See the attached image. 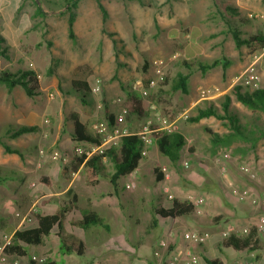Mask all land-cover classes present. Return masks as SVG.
<instances>
[{
	"label": "rangeland",
	"instance_id": "374dc122",
	"mask_svg": "<svg viewBox=\"0 0 264 264\" xmlns=\"http://www.w3.org/2000/svg\"><path fill=\"white\" fill-rule=\"evenodd\" d=\"M67 1L36 0L35 3L33 0H0V36L8 57H0V72L31 70L37 74L40 84V94L33 98H28L20 88L8 93L0 85V128L10 125L16 129L29 124L42 128L12 141L0 131V139L23 156L21 160L15 154H7L0 145V176L5 179L0 182V245L4 244L3 237L9 235L4 232L6 222L2 223L7 216L19 219V224L33 204L40 211L43 207L52 211L59 205V196H54L59 193L58 169H42L45 157L51 158L53 152L59 153V123L62 122L65 132L72 131L70 115L76 113L83 117L87 131L94 136L92 125L108 123L104 106L108 107L114 124L130 134L137 135L149 126L159 136L167 132L158 129L173 123L176 127L173 133L182 135L186 142L176 169H185V172L194 169L198 173L207 169L213 181L207 184L210 196L197 188L191 190L190 196L210 197L208 202L215 206L211 212L219 217L217 224L221 223V231L223 224H232L236 228L251 224L264 211H257L248 202H237L230 195V185L250 189L248 185L241 184L245 181L260 188L264 186V137L255 146L245 139L229 140L214 146L211 143L213 135L230 133L226 123L213 117L197 124L187 119L196 115V109L203 107L204 101L217 103L223 96L230 95L231 108L240 124L248 130H264V115L250 111L230 94L234 86H242L241 76L251 65H254L259 78V89H264V48L244 46L237 50L228 29V25L241 29L243 37L264 33V0H142V3L103 0L109 13L104 22L94 0H80L76 10L74 42L67 35ZM37 7L40 15L37 14ZM226 7H230L234 14L227 12ZM239 19L244 24L237 22ZM103 30L116 34L118 52L115 50L117 60L113 63L108 57L112 39ZM222 57L230 62V67L224 72L216 68L201 75L196 68L198 61L210 62ZM159 61H162L160 66ZM184 62L191 64L193 70L187 95L170 90L177 73L186 72ZM145 66L147 69L143 72ZM49 70L51 73H48ZM73 81L91 82L94 87L98 85L99 91L88 94L83 104L79 92L76 93L72 87ZM127 92L146 105L147 115L144 118L127 115L124 106ZM148 136L153 139V144L147 157L139 164L151 163L160 167V162L167 158L157 151L155 132ZM74 148L61 152L56 160L50 159V166L59 165V160L64 161L68 155L69 161L72 160ZM221 153L230 154L225 177L215 162ZM39 161L40 166L37 165ZM241 163L257 174L255 182L248 181L238 172ZM107 167L112 171L109 162ZM24 169H28L29 174L22 181L21 172ZM41 177L49 178L50 186L41 185ZM197 179L203 181L199 176ZM108 190V182L97 188L100 193ZM76 191L72 189V193ZM78 192L81 197L82 192ZM68 193L70 198L72 193ZM85 195H88L87 192ZM120 196H106L105 199H110L123 220L138 215L140 228L144 230L143 219L150 213L149 205H141L137 190H128ZM146 198L155 204L153 197ZM90 200L89 197L88 201L80 202L81 207L91 208ZM100 203L102 208L106 202ZM238 215V220L234 221L232 218ZM100 216L105 224H111L114 231L125 230L118 223L116 225L108 220L104 212ZM127 224L129 230L138 229L134 223ZM93 229L106 235L102 227ZM70 231L87 241L92 237L82 229L71 228ZM43 248L46 251L43 257L31 255L30 259L39 264H43L40 259L62 263L63 252L55 237L46 238ZM26 249L28 254L39 255L42 252V246H27ZM211 254L221 259L228 255L218 251ZM252 255L253 252L243 251L236 263L257 264V258ZM69 257L77 261L82 259L74 255Z\"/></svg>",
	"mask_w": 264,
	"mask_h": 264
},
{
	"label": "trees",
	"instance_id": "16d2710c",
	"mask_svg": "<svg viewBox=\"0 0 264 264\" xmlns=\"http://www.w3.org/2000/svg\"><path fill=\"white\" fill-rule=\"evenodd\" d=\"M36 3V0H33ZM80 0H69V5H66L68 12L67 17V35L68 38L75 41L74 25L76 22V10ZM97 9L101 13L102 21H106L108 18V11L103 4V0H94ZM142 3V0H134ZM226 11L230 14H234L230 7H226ZM41 11L37 7V14L40 15ZM239 21L241 24L244 21ZM244 24V23H243ZM229 32L233 39L235 48L240 50L241 47H258L264 48V33H257L243 37V32L239 28H233L228 25ZM103 33L107 34L113 39V45L115 50L118 41L114 39L115 34L103 30ZM3 39L0 36V57L8 59L6 48L2 47ZM118 52V51H117ZM121 52V51H120ZM117 55H115V60ZM183 66L186 69L185 73H177L175 79L172 81L170 90L172 92H180L183 95L189 93V79L193 74L191 69L192 65L184 62ZM230 67V62L227 58L214 59L210 62L196 63V68L201 75H204L216 68H221L222 71H226ZM147 67L143 68V72H146ZM48 73H51L49 70ZM0 85L3 86L8 93L12 92L15 88L23 90L24 94L28 98H33L40 94V84L37 74L31 70L10 72L7 70L0 72ZM72 87L76 93L79 92L81 101L86 103L85 99L88 94L92 93L94 87L93 83L88 81H73ZM234 99L249 109L252 112H259L264 115V89L251 90L247 87L238 85L231 89L230 93ZM127 115H134L140 118H144L147 115V109L144 102L130 92L126 93V99L124 102ZM104 114L108 120L109 125L114 124V118L111 115L107 106H104ZM216 118L226 123V126L230 129V133L225 136L213 135L211 140L212 145L218 146L224 144L229 140H243L245 139L251 146H255L256 142L264 137V130L260 131L259 128L254 131L248 130L247 127H243L237 116L234 114L231 108V96L225 95L223 99L217 103L213 101H204L203 107L196 109V115L189 117L187 120L190 123H199L201 120L208 118ZM70 118L73 122L72 139L77 144L82 142H88L94 146H99L101 141L97 136H93L87 131L86 126L81 122L76 113H72ZM37 126L21 125L20 127L13 129L10 125H5L0 128L3 136L9 140H16L22 135L37 132ZM258 136H257V135ZM185 138L179 133H161L156 137L155 144L159 154L167 158L171 163H177L180 158V152L185 146ZM0 145L4 148L7 154H15L21 160L23 156L19 150L11 148L9 144L4 143L0 139ZM142 143L138 136L135 134L125 136L121 139L118 147L105 148L102 153H94L89 157L85 155L73 156L69 167H65L67 172H76L81 168L84 183L87 185H95L100 180H107L114 190L116 191L118 181L131 175L139 166V163L144 160L141 156ZM112 166V171L107 167V163ZM64 170H62V174ZM156 182L160 181L161 176L155 177ZM5 179L1 178L0 182ZM39 182L43 183L46 187L50 186L48 178L41 177ZM70 211V204L58 205L52 214L47 215H35V222L32 227L23 226L10 235V241L3 247V252L7 256L27 257V246H40L44 244V240L50 236H54L60 246V249L67 255H74L82 257L85 253V244L82 238L76 234L67 231V213ZM194 213V207L186 200H172V205L169 208H158L152 211V226L156 225L154 216L161 218L174 219L177 217H185ZM70 226L82 230H88L91 227L107 228L101 217L95 212H90L84 215L80 219H72ZM257 237L252 231L249 235L243 238L230 237L222 240L221 245L223 248H232L235 251H254L257 247ZM219 261H208V264H218ZM30 264H39L34 259H30ZM43 264H56L53 261L45 260Z\"/></svg>",
	"mask_w": 264,
	"mask_h": 264
},
{
	"label": "crops",
	"instance_id": "0c3cea01",
	"mask_svg": "<svg viewBox=\"0 0 264 264\" xmlns=\"http://www.w3.org/2000/svg\"><path fill=\"white\" fill-rule=\"evenodd\" d=\"M111 42L112 45L109 46L108 57L109 62L113 63V61H116L115 55L117 54H115L116 52L113 46V39ZM78 117L85 125L83 117ZM29 126L37 125L29 124ZM39 130H42V128L38 127L37 131ZM72 132L73 129L72 131L65 132L63 130L62 122L59 123L60 154L63 151H70L73 147L77 146V143L73 141L71 137ZM68 157L69 155L64 158V161L59 160V165H55L53 167L50 166V157H45V159L42 160V162H44L42 163V169H58L59 193L54 194V196H59V206L70 204V211L67 213V231L74 233L70 231L71 228H73L70 226V221L72 219H80L90 212H95L99 217H101V212H104L106 216H108V220H111L112 222L114 221L113 223L116 225L118 223L119 226L125 230L118 233L113 230L110 226L111 224L105 223L104 224L107 226V228H104L106 235H103V231L101 230L93 229L95 227L83 230L86 233H90L92 237L87 241L83 237L77 235L83 239L85 244V253L81 257L82 259L79 261L72 260L69 255L62 251V263L59 264H167L171 255L178 251H189L196 255L199 259L198 264H208V261H219L218 264H239L236 263V260L241 258L242 252L235 251L232 248H223L221 245V230H219L221 223L217 224V219L219 217L217 214L211 212V208H215V206L208 202L210 194H207L209 192L207 184L213 183V181L211 177H209L207 169H201L202 171L200 170V173L194 169L192 172H185V169H176L178 167V163H171L168 159L166 161H161L160 167L151 163L139 164L138 168L131 175L127 176V179L130 178L129 180H127L126 177H123L118 181V186L115 191L107 180H100L95 185L85 184L81 168L76 172H67L64 168L69 167L72 161H69ZM40 164L41 162L39 161L37 165L40 166ZM62 170H64L63 173L66 174L63 175ZM21 173L23 174V178L21 180L23 181L24 178L27 179V174H29L28 169H24ZM156 176H161L162 179L156 182ZM198 176L202 178L203 181H199V179H197ZM103 182H108L110 190L105 193H100L97 191V188L100 187ZM39 183L41 185L43 184L41 182ZM129 183L134 184V187L126 188ZM241 184L248 185L250 190L255 195L264 197V186L260 188L256 184H250V182L245 181L241 182ZM43 186L45 185L43 184ZM196 188L203 194L209 195L208 197L202 195L205 202L202 205L201 214L193 213L185 217H177L174 219L154 216L156 225H151L153 218L152 211L154 209L169 208L171 207L172 200L174 199L184 201L186 200L187 195H191V190L193 191ZM72 189H76L77 191L72 193ZM128 190L139 191L141 205H149L148 210L150 213L143 219V222H145L144 230H141L140 228L141 220L138 215H135L134 217L129 216L126 220H123L121 219V215H119L118 209H114L110 199H105L106 196H120L121 193L127 192ZM78 191L82 192L81 197ZM68 192L72 193L70 198L68 197ZM85 192H87L88 195H85ZM48 196H53V194H49ZM169 196H171V198H169ZM89 197L91 198V208L81 207L80 202L83 203L88 201ZM146 197H153L155 199V204L152 200H148ZM101 201L106 202L102 208H100ZM134 202L138 204L137 201ZM26 205H28V202H26ZM33 205H31V207ZM57 207L58 206H56L52 211H49L44 207L40 211L38 207H36V215L52 214ZM145 207H147V205ZM7 217V219L5 218L2 220V223L4 224L6 222L4 232L9 233L10 235L23 226L32 227L35 222V215L31 217L30 222L22 220L19 224V219H14L11 215ZM238 217L239 215L236 217L234 216L232 219L237 221ZM102 220L104 222V218H102ZM128 222L134 223L138 229L129 230L130 227L127 224ZM223 225L224 227L226 226L225 224ZM188 230L207 232L210 235V238L207 242L201 245L187 243L183 239V233ZM161 242L167 243L168 248H161L159 246ZM256 243L258 248L251 251L254 253L252 256L257 258V264H264V234L257 236ZM45 244L46 239L44 240V244L40 245V247L42 246V252L39 255L28 254L27 257L9 256V258L16 261L17 264H30L31 255L35 257H43V255L46 254V251L43 248ZM259 247H262V249ZM212 251H218L222 254L226 253L228 255L224 259H221L211 256ZM156 253H158V255H155ZM179 264H184V260H182Z\"/></svg>",
	"mask_w": 264,
	"mask_h": 264
},
{
	"label": "built area",
	"instance_id": "2783aa9c",
	"mask_svg": "<svg viewBox=\"0 0 264 264\" xmlns=\"http://www.w3.org/2000/svg\"><path fill=\"white\" fill-rule=\"evenodd\" d=\"M159 66L162 64V61L158 62ZM242 86L250 88L251 90L259 89V78L256 75V71L254 69V65L249 66L246 71L241 76ZM99 88L98 85L93 87L92 93H98ZM146 92H143L145 95ZM122 118H119L121 121ZM176 127L173 123L164 125L162 128L158 130H166L167 133H173ZM91 131L94 136H97L101 143L99 146H94L88 142L79 143L72 151L73 156H82L85 155L89 157L94 153H102L105 148L108 147H118L120 141L123 137L132 135L125 130H122L121 127H118L117 124L109 125L107 122L95 123L91 127ZM157 135V131L149 129V126L143 128L141 132L137 134L139 140L142 143L141 156L146 157L148 154V149L153 144V139L151 136H148L152 133ZM136 135V134H135ZM60 152H53L51 154V159L56 160L58 157L60 158ZM230 161L229 153H221L215 159L216 164L219 167L220 173L225 177L226 176V165ZM186 166V163L184 164ZM238 172L244 176L248 181L255 182L257 180V174L249 168L247 165L241 163L238 165ZM230 195L237 202H248L254 209L257 211H264V197H259L255 195L250 189L244 187H237L230 185ZM134 184L129 183L126 188H133ZM171 198V196H169ZM186 201H188L194 207V213L201 214V208L204 204L205 200L203 197H193L187 195ZM37 214V209L33 205L29 213L22 219L25 222H30L31 217ZM254 232L256 237L264 234V212L257 215V217L251 222V224L236 228L232 224L226 225L222 231L220 232V239L225 240L232 236L237 238H243L249 235L251 232ZM210 238V235L207 232H201L198 230H188L183 233V239L190 244L201 245L207 242ZM4 244L0 245V264H17L16 261H13L9 258V256L5 255L3 252V247L10 241V235L4 236ZM161 248L167 249L168 244L165 242H161L159 245ZM155 255H158L156 253ZM182 260H184V264H198L199 259L196 255L192 254L189 251H178L171 255L167 264H179ZM39 262H44L43 259H40ZM247 264V263H244Z\"/></svg>",
	"mask_w": 264,
	"mask_h": 264
}]
</instances>
